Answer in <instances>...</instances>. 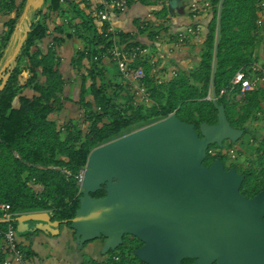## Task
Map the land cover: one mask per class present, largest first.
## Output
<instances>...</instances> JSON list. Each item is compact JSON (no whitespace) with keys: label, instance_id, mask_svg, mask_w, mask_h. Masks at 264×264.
<instances>
[{"label":"trees","instance_id":"16d2710c","mask_svg":"<svg viewBox=\"0 0 264 264\" xmlns=\"http://www.w3.org/2000/svg\"><path fill=\"white\" fill-rule=\"evenodd\" d=\"M2 1L10 11L15 8L14 0ZM68 1L70 0H45L41 8L29 13L31 29L17 60L12 63L8 83L0 92V203L10 204L12 210L20 214L49 211L53 220H69L63 223L69 227L70 219L80 205L81 170L95 147L112 140L130 126L158 121L173 113L183 121L194 123L197 128L202 122L217 123L218 110L213 100L207 97L212 92L221 0H209L213 18L206 38L199 47L198 65L194 70L187 72L178 68L176 76L159 83L151 75V66L144 63L148 72L145 83L151 104L135 103L134 93L129 86L127 94L121 98L120 93L126 87L116 88L118 83L106 77L107 68L103 58L111 56H103V53L114 43L115 38L121 47L147 44L157 48L156 36L159 35L164 41L170 32L165 18L173 14L168 10L167 1L159 4L155 0H128L127 10L136 2L153 7L155 21L135 18L139 33H147L149 42L136 39L132 33L122 30L118 34L108 32V25L98 22L96 16L89 12L88 4L82 0ZM65 2L71 5L67 9L63 8ZM258 2L259 0L224 1L215 72L218 102L224 104L231 125L244 129V134L250 130L246 122L260 108L264 91L260 88L248 91L241 110L237 109L236 100L220 95V92L230 84L238 70L243 69L248 74L251 72L253 53L259 43L260 28L256 24ZM25 3L26 1L18 7L15 17L8 23L9 29L2 41L0 60L4 61L7 57L5 50L12 45L11 37L17 30ZM80 3L85 5L81 7ZM54 14L62 16L63 20L62 23L53 22L52 29L49 19ZM74 35L81 41V48L71 62L77 73L80 72L81 92L77 105L82 113L78 121L86 123L85 130H72L75 119L71 118L61 126L51 117L64 108L66 80L60 70L59 48L66 38ZM43 42H46V50L40 46ZM24 72H28L30 76L22 84L20 81ZM25 88L33 89V95L23 94ZM16 99L19 101L18 106L15 104ZM64 126L65 129L62 130ZM255 141L262 167L259 172L249 166L244 174L247 178H260L255 183L254 192H257L264 188V135L257 136ZM211 148L218 150L215 154H208L205 164L214 161L216 157L225 160L224 156L227 154L223 149L216 144L210 145L208 149ZM104 194V190H99L92 193V196ZM1 217L0 210V226H4L5 222ZM15 224L17 225L16 219ZM132 238L134 239L124 238L121 246L106 254L110 258L120 256V260L114 264H135L140 261L133 254V249L141 242L136 245L135 241L138 239L135 236ZM93 241L86 242L83 247Z\"/></svg>","mask_w":264,"mask_h":264},{"label":"water","instance_id":"95a60500","mask_svg":"<svg viewBox=\"0 0 264 264\" xmlns=\"http://www.w3.org/2000/svg\"><path fill=\"white\" fill-rule=\"evenodd\" d=\"M218 10L212 73L215 124L181 120L175 113L95 147L80 175V205L70 219L75 241L83 246L103 238L101 253L115 251L125 235L143 245L133 254L147 264H264V190L247 199L244 179L227 170L221 157L204 164L210 145L237 143L245 130L233 127L215 92V72L222 12ZM188 0H167L171 14H184ZM45 0H27L20 17L22 35L0 67V92L11 76L12 63L31 29L29 13ZM25 23L27 24L26 28ZM99 190L105 194L92 196ZM17 231L57 235L69 220H53L49 211H31L16 218Z\"/></svg>","mask_w":264,"mask_h":264},{"label":"crops","instance_id":"0c3cea01","mask_svg":"<svg viewBox=\"0 0 264 264\" xmlns=\"http://www.w3.org/2000/svg\"><path fill=\"white\" fill-rule=\"evenodd\" d=\"M5 1V0H4ZM27 0H14L15 8L10 11V9L6 8V5H0V52L2 41L4 36L7 34L9 29V21L13 19L16 15L18 7ZM71 2H78L79 0H70ZM70 1H68L70 3ZM193 1L199 0H188L185 6L184 14H173L167 18H165V23L169 25V34L165 36V42L162 45L161 50V59L160 63L162 66V70L160 71L161 76L163 74H168L169 70L172 69H183L187 72L194 70L198 65L199 59V47L204 42L207 34V29L209 24L213 18V9L211 8L208 12L198 16L193 17L189 12V5ZM26 4V3H25ZM85 4L80 3V6L83 7ZM67 2L63 3V8H69ZM153 7L151 5H144L141 2H136L132 7L127 10V12L115 15L114 16V24L116 27L121 29L124 32H130L133 36H136V39H140L143 42H149V38L147 33H139L138 27L135 24V18L149 19L155 21V16L152 14ZM55 17V18H54ZM51 20V28L53 29V22L62 23V16L55 14L49 19ZM200 25L203 30V39L199 44H194L192 42L186 43L184 45L176 46L174 34L177 31L184 30L189 25ZM20 25V20L17 24L18 28ZM25 28V27H24ZM22 34V30L17 29L16 34ZM21 33V34H20ZM12 38V37H11ZM258 39L259 43L254 50L253 53V63H259L264 65V25L258 29ZM46 42L48 39L45 40ZM46 42L40 44L43 50H46ZM12 45L9 49L5 50L7 53L6 59L11 55L14 50L15 44L12 41ZM81 48L80 38L74 35L72 38H66L59 48L61 64L60 70L64 75L66 80V88L63 94L64 99V108L60 112H56L51 117L52 119L57 120L58 124L61 126L65 123H60L59 119L63 120V122H68L70 118L73 117L68 116L65 120V116L68 115L69 112L74 113V105H77V101L79 100L80 92H81V79L80 72L77 73L76 67L72 64V58L76 54V52ZM8 51V52H7ZM4 53V54H5ZM6 59L0 60V65H2ZM103 62L105 68H107L106 77L113 79L115 83H118V87H126L123 92H121V98L127 94L128 86L125 85L123 79L121 78L118 68L114 62L109 57H104ZM24 65L26 63H23ZM111 65H115L116 71L114 67ZM1 67V66H0ZM84 71V69H83ZM30 74L28 72H24L22 75ZM28 76V77H29ZM28 79V78H27ZM43 80V79H42ZM27 80L20 81L24 84ZM256 88H260L264 91V82L258 84ZM255 88V89H256ZM33 89L25 88L23 94L27 96L33 95ZM16 106L19 105L18 99L15 100ZM78 106V105H77ZM64 115V116H63ZM63 116V117H62ZM38 188H40L38 186ZM44 211V210H41ZM63 224L60 226V232L57 235L46 234L42 231H30L27 230L23 233H19L17 235L19 247L25 253V260L23 262H19L17 264H85L87 261L100 262L104 260L106 255L101 253L102 245L97 243L98 240L91 242L87 246H79L75 241L74 231L68 227L63 228ZM3 254L0 250V264Z\"/></svg>","mask_w":264,"mask_h":264},{"label":"built area","instance_id":"2783aa9c","mask_svg":"<svg viewBox=\"0 0 264 264\" xmlns=\"http://www.w3.org/2000/svg\"><path fill=\"white\" fill-rule=\"evenodd\" d=\"M88 4L89 12L96 16L99 23H106L108 25V32L118 34L121 31L115 26L113 20L114 16L123 14L128 9V0H82ZM162 3L165 0H155ZM167 1V0H166ZM3 1L0 0V5ZM211 9V2L209 0L193 1L189 5V12L193 17H198ZM257 20L258 28L264 25V0H259L257 3ZM174 34L175 45L180 46L192 42L199 44L203 39V30L200 25H189L184 30L177 31ZM116 36V35H115ZM158 44L157 48H152L147 44H136L130 47H121L116 38L114 43L107 49L103 56H111L110 58L116 63L118 72L123 79L125 85L129 86L134 93L135 103L151 104V98L145 83L148 77V72L144 65L147 62L151 66V75H154L159 83L165 79L174 77L177 74L176 69L169 70L168 74L161 76L160 71L162 66L160 63L162 45L165 42L162 38L156 36ZM161 38V39H160ZM52 44V42H51ZM98 56L95 57L97 59ZM140 63H137L139 62ZM264 82V65L253 63L251 65V72L248 74L245 70H238L232 78L230 84L223 88L220 95H224L229 99L241 101L245 98L248 91L255 89L258 84ZM237 88L239 90L237 91ZM208 99L213 100L212 92L209 93ZM65 126L62 127V130ZM220 148V147H219ZM223 149V147L221 148ZM218 149H208V154H215ZM227 155L233 159L237 157V150L234 146L223 149ZM83 169L81 170V173ZM0 210L2 211V220L5 222L4 226H0V250L3 254L1 264H17L25 260V253L18 244V231L15 224V217L20 213L14 212L8 203H0ZM120 260V256L115 255L109 257L106 255L104 260L100 262L87 261L85 264H114ZM135 264H147L138 261Z\"/></svg>","mask_w":264,"mask_h":264},{"label":"rangeland","instance_id":"374dc122","mask_svg":"<svg viewBox=\"0 0 264 264\" xmlns=\"http://www.w3.org/2000/svg\"><path fill=\"white\" fill-rule=\"evenodd\" d=\"M159 4H161V3H159ZM26 26H27V24L25 23V28H26ZM111 66L114 67V70L116 71L115 65H111ZM28 76H29L28 74L22 75L21 81H24L25 79L27 80V78H29ZM244 102H245V100H241V101L239 100V101L235 102L238 110H241L243 108ZM73 109H74V113L69 112L68 115L65 116L64 120L68 116H70V117L72 116L73 119H75L73 122V123H75V127L72 130H75V129L85 130L87 127L86 123H81L80 121H78L81 118L82 111L79 110L77 105H74ZM58 119H59L61 124L65 123L60 118H58ZM156 121L157 120H154V121H151L148 123H141V124H136V125L130 126V127L126 128L125 130H123L121 133H119L114 138L123 136V135L128 134L130 132H133L135 130H138V129L145 127L149 124H152ZM246 124H247V126L250 127V130L248 131V133L244 134V136H242L241 139L237 143H232V145L237 150V157L235 158V160H236V162L242 164L243 170L248 168L249 166H252L256 169V171L260 172L261 167H262V163H261V159H260V153L257 150V142L255 140H256L257 136H263L264 135V98L261 101L260 108L252 113V115L247 120ZM114 138H112V139H114ZM227 146H229V145H227ZM62 227L65 228L67 226H65V224H63ZM101 242H103V241L102 240L97 241V243H99V244H101ZM90 243H88V244H90ZM112 252H114V251H112Z\"/></svg>","mask_w":264,"mask_h":264},{"label":"flooded vegetation","instance_id":"af4514ba","mask_svg":"<svg viewBox=\"0 0 264 264\" xmlns=\"http://www.w3.org/2000/svg\"><path fill=\"white\" fill-rule=\"evenodd\" d=\"M227 145H229V146H227ZM232 146L233 145H232V142L230 140H225L224 145H223V149H226L227 147H232ZM224 153H226V152H224ZM224 157H225V160H223V162H224V166H225V168L227 170H229L231 168H235L236 171L239 174H242L244 176V179H243V181H242V183L240 185V193L242 195H244L247 199H251V198L255 197L258 193H260L261 191L264 190V188H262L259 191L254 192L255 183H257L260 180V178H256V177H249V178H247L246 175L244 174V171L246 169H244V170L242 169V164L236 162L235 159L229 157L228 155H225ZM212 162H209V163H206V164L204 163V164L207 165V166H210L212 164ZM263 219H264V217H263ZM132 236L133 235L128 234V235H125L124 238L126 239V237H128L129 239H134V238H132ZM135 238H137V237H135ZM137 239H138V241H135L137 243L136 245H139V243L141 242V244L138 247L142 246L143 245V242L139 238H137ZM138 247H135V248H138ZM194 261H195L194 258H186V259L183 260L182 264L184 262H187V264H191ZM212 264H217V262H213Z\"/></svg>","mask_w":264,"mask_h":264}]
</instances>
